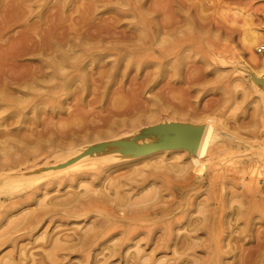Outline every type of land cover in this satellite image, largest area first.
I'll use <instances>...</instances> for the list:
<instances>
[{"label": "rangeland", "instance_id": "1", "mask_svg": "<svg viewBox=\"0 0 264 264\" xmlns=\"http://www.w3.org/2000/svg\"><path fill=\"white\" fill-rule=\"evenodd\" d=\"M260 42L264 0H0V264H264ZM142 106L211 118L202 170L181 147L49 167L161 119Z\"/></svg>", "mask_w": 264, "mask_h": 264}, {"label": "bare ground", "instance_id": "2", "mask_svg": "<svg viewBox=\"0 0 264 264\" xmlns=\"http://www.w3.org/2000/svg\"><path fill=\"white\" fill-rule=\"evenodd\" d=\"M58 1V0H57ZM90 1V0H89ZM55 2V0H54ZM6 3V2H5ZM19 4V2H18ZM27 4V3H26ZM63 4V3H61ZM89 4V3H88ZM28 5V4H27ZM56 5V4H55ZM59 5V4H58ZM25 6V5H24ZM68 6V5H67ZM19 7V6H18ZM56 7V6H55ZM16 8V7H15ZM22 8V7H21ZM20 8V9H21ZM30 8V7H29ZM28 8V9H29ZM59 8V7H58ZM9 9V8H8ZM13 9V8H12ZM86 9V8H85ZM23 10V9H22ZM27 10V9H26ZM87 10V9H86ZM14 11V10H13ZM61 11V10H60ZM66 11V10H65ZM148 11V10H147ZM82 12V11H81ZM123 12V11H122ZM88 13V12H87ZM15 14V12H14ZM23 14V13H22ZM89 14V13H88ZM5 15V14H4ZM61 15V14H60ZM22 16V15H21ZM11 17V14H10ZM15 17V16H14ZM80 17V16H79ZM83 17V16H82ZM86 17V16H85ZM23 18H26L23 17ZM88 18V17H87ZM34 19V18H33ZM73 20V19H72ZM84 20V19H83ZM85 21V20H84ZM105 21V20H104ZM149 21V20H148ZM55 22V21H54ZM56 24V23H55ZM104 24V23H103ZM102 25V24H101ZM55 26V25H54ZM64 27V26H63ZM94 27V26H93ZM92 27V28H93ZM51 28V27H50ZM70 28V27H69ZM97 29V28H96ZM50 30V29H49ZM246 30V29H245ZM79 31V30H78ZM77 31V32H78ZM94 31V30H93ZM115 31V30H114ZM61 32V31H60ZM69 32V31H68ZM111 32V31H109ZM113 33V32H112ZM89 34V33H88ZM98 34V33H97ZM104 34V33H103ZM106 34V33H105ZM110 34V33H109ZM116 34V33H115ZM53 35V34H52ZM57 35V33H56ZM72 35V34H71ZM120 35V34H119ZM122 35V34H121ZM28 36V35H27ZM91 36V35H88ZM96 36V35H95ZM100 36V34H99ZM104 36V35H103ZM103 36L101 38H103ZM112 36V35H111ZM116 36V35H115ZM114 36V37H115ZM68 37V36H67ZM75 37V36H74ZM78 38H81L82 40H84V36L82 34H78L77 35ZM94 36H92L93 39ZM97 37V36H96ZM105 37V36H104ZM121 37V36H120ZM95 38V37H94ZM119 38V36H118ZM131 38V37H130ZM243 43L250 48V50L252 51V47L253 45L259 40V34L257 32V30L253 29V28H248L246 31H244L243 36L241 37ZM23 39V38H22ZM30 40V39H28ZM67 40V39H66ZM105 40V39H104ZM119 40V39H118ZM145 39L143 38V41ZM42 41V40H41ZM53 41V40H52ZM57 41V40H56ZM55 41V42H56ZM86 41V39H85ZM84 41V42H85ZM89 41V40H88ZM135 41V40H134ZM146 41V40H145ZM22 42V41H21ZM54 42V41H53ZM147 42V41H146ZM28 43V42H27ZM58 43V42H57ZM68 43V42H67ZM41 44V43H40ZM86 44V43H85ZM59 45V44H58ZM68 45V44H67ZM60 47V45H59ZM7 48V47H6ZM19 48V47H18ZM31 48V47H30ZM136 48V47H134ZM2 50V49H1ZM129 50V49H128ZM130 50H132L130 48ZM10 51V50H9ZM21 51V50H20ZM19 52V51H18ZM17 52V53H18ZM24 52V51H23ZM154 52V51H153ZM3 53V52H2ZM254 53V52H253ZM255 56L257 54H254ZM133 56L135 58H138V60L145 58V55L141 54V51H137V49H135L133 51ZM218 56H222L218 54ZM224 57V56H223ZM19 58V57H18ZM220 58V57H219ZM254 59V58H253ZM7 60V59H6ZM220 60V59H219ZM224 60V59H223ZM225 61V60H224ZM254 61V60H253ZM256 61V60H255ZM3 63V62H2ZM10 64V63H9ZM246 65V64H245ZM248 68H252L250 66V64L246 65ZM7 67V66H5ZM38 67V66H37ZM247 67H245V69H247ZM11 68V67H10ZM12 69V68H11ZM8 70V69H7ZM31 70V69H30ZM11 71V70H10ZM18 71V69L16 70ZM26 71V70H25ZM249 71V79L252 83V85L257 88L260 92L261 98L263 100V105H264V66L262 64H260V68L258 69H254V70H248ZM247 71V72H248ZM246 72V71H245ZM4 73V72H3ZM21 74H19L20 76ZM18 76V77H19ZM25 76V74H24ZM31 77L34 79H38L39 77L32 74ZM4 79V78H3ZM11 80V79H10ZM21 80V79H20ZM5 81V80H4ZM13 81V79H12ZM8 83V82H7ZM12 83V82H11ZM14 85L19 86V80H16ZM251 85V86H252ZM253 87V88H254ZM6 88V87H5ZM255 90V89H254ZM256 90V91H258ZM148 91V90H147ZM2 99V98H1ZM148 106L145 107H141L138 109V112L134 115H132V119H138L140 117H146L148 120L150 121H155L154 119L157 118L158 116H160L161 119H159V121H157L156 123L153 124H148L146 128L143 127V129H139V132L133 135H125L122 138H115L113 140L110 141H105L102 144H97V145H93L95 146V148H93L92 152L89 153H85L83 156L78 154V151L75 150H66V151H62L60 150L59 152H57L58 154H56L52 159L54 160V162L51 163V166H49L50 168H58L57 164H60L62 162L67 161V158H70L71 160H73V162L76 163V161L80 164L82 162H90L91 166L92 164H99L102 163V160H99V155H104L105 157H113L114 160H121V159H130V157H135V156H141V155H145V154H150V153H157L158 151H161L162 149H169V148H173L175 149V147H181L183 148L186 152L189 153V164H190V168H193L194 170L200 171L203 169L205 162L210 158V154L212 151L213 144L216 138V132H214L213 129V125L210 122L211 118L207 119L208 121L204 124H194V123H188V121L183 122V121H178V120H174L171 118H166L161 113H158L150 108H147ZM144 109V110H142ZM137 110V109H135ZM140 111V112H139ZM126 112H128L126 110ZM163 112V111H162ZM121 113V112H120ZM123 113H125L123 111ZM123 113H121L120 115H122ZM131 113V114H132ZM130 114V113H129ZM127 114V115H129ZM264 114V113H263ZM153 118V119H152ZM124 121V120H123ZM152 121V122H153ZM121 122L119 121V124ZM148 136H151L153 138H155V142H145V138H147ZM114 145L115 148L114 149H109L108 147ZM141 146H146L148 147L147 149H141ZM150 149V150H149ZM168 151V150H167ZM182 152V151H181ZM97 153V154H96ZM176 153V152H175ZM95 158L92 159H87L86 157H93V155H95ZM159 154V153H158ZM183 154V153H180ZM80 157H82L80 159ZM101 157V156H100ZM180 157V156H179ZM178 157V158H179ZM80 159V160H79ZM47 161V160H46ZM49 161V159H48ZM47 161V162H48ZM51 161V160H50ZM90 165V163H88ZM45 163V162H44ZM35 166L34 168L36 169H40L41 165H39L37 163V161L34 162ZM42 164V163H41ZM83 164V163H82ZM86 164V163H85ZM84 164V165H85ZM77 165V163L75 164ZM74 165V166H75ZM81 165V164H80ZM79 165V166H80ZM44 166V165H43ZM71 166V165H70ZM87 166V165H86ZM95 166V165H94ZM30 167V165H29ZM68 167V165L66 166ZM82 167V166H81ZM32 168V167H31ZM61 168V166H60ZM73 168V167H72ZM23 169V168H21ZM48 169V167H45V170ZM65 169V168H64ZM63 169V170H64ZM76 169V168H75ZM192 169V170H193ZM26 170V169H24ZM93 170V169H92ZM15 171V170H14ZM14 171H9L10 173L5 174V175H1L0 174V179H5V178H9V177H13V175H15L13 172ZM62 171V170H61ZM27 172V171H26ZM57 172V171H56ZM13 173V174H12ZM25 172H23L24 174ZM48 173V172H47ZM73 173V172H72ZM17 174V173H16ZM20 174V173H18ZM10 179V178H9ZM8 180V179H6ZM41 264V263H40Z\"/></svg>", "mask_w": 264, "mask_h": 264}, {"label": "built area", "instance_id": "3", "mask_svg": "<svg viewBox=\"0 0 264 264\" xmlns=\"http://www.w3.org/2000/svg\"><path fill=\"white\" fill-rule=\"evenodd\" d=\"M255 53L261 57V64L264 66V42H260L256 45Z\"/></svg>", "mask_w": 264, "mask_h": 264}, {"label": "water", "instance_id": "4", "mask_svg": "<svg viewBox=\"0 0 264 264\" xmlns=\"http://www.w3.org/2000/svg\"><path fill=\"white\" fill-rule=\"evenodd\" d=\"M145 147H146V146H145ZM145 147H144V148H145Z\"/></svg>", "mask_w": 264, "mask_h": 264}]
</instances>
